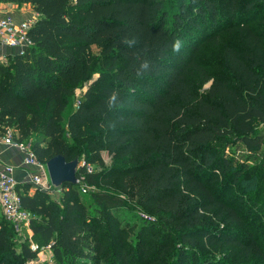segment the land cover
Returning <instances> with one entry per match:
<instances>
[{"label":"trees","instance_id":"16d2710c","mask_svg":"<svg viewBox=\"0 0 264 264\" xmlns=\"http://www.w3.org/2000/svg\"><path fill=\"white\" fill-rule=\"evenodd\" d=\"M5 1L38 18L31 46L0 64V128L43 164H87L59 200L17 185L38 250L17 251L5 218L0 264L44 246L54 264L264 263V0ZM127 207L147 211L137 230Z\"/></svg>","mask_w":264,"mask_h":264},{"label":"built area","instance_id":"2783aa9c","mask_svg":"<svg viewBox=\"0 0 264 264\" xmlns=\"http://www.w3.org/2000/svg\"><path fill=\"white\" fill-rule=\"evenodd\" d=\"M34 22L25 21L17 24L12 17L3 16V10L0 5V41L11 47H18L23 52L32 42L29 38V31ZM6 58H0V64L6 63ZM14 131L10 128L4 129V138L7 144L19 147L27 153L25 163L33 166L35 171L29 175L30 182L35 190L52 191L53 187L48 175L46 164L41 163L27 144L14 141ZM15 168L5 166L0 171V206L7 221L12 223L17 230L21 232L23 228H30L32 215L23 209L21 196L17 190V181L14 177ZM87 192L86 188L82 189ZM33 251L38 250V246H31ZM47 248L50 249V246Z\"/></svg>","mask_w":264,"mask_h":264},{"label":"rangeland","instance_id":"374dc122","mask_svg":"<svg viewBox=\"0 0 264 264\" xmlns=\"http://www.w3.org/2000/svg\"><path fill=\"white\" fill-rule=\"evenodd\" d=\"M166 2H167V7L169 8L170 11L176 9V5H174V6L172 5V4H174L173 0H166ZM94 52L98 53V50H96V48H95ZM217 52H218V49H215L213 46H211V47L208 46L207 48H205V50H203V52H202V54H200L199 58L203 61V63L205 65H207L212 60L215 61V58H217ZM98 77H99L98 74L92 75L90 80L85 82V84L82 87L76 89L75 95H74V99L71 102V106L69 107V109L67 111V114L65 115V125H68L67 121H68L71 113L74 110H76V108L79 105L80 101L82 100L85 92L88 90V88L91 86V84ZM210 84H211V82L206 84L205 88L209 87ZM103 156H104V159H105V162H106L107 166L113 165L112 158H111V156L108 155L107 152H104ZM121 161L122 160H117V162H121ZM86 164H87L86 160L84 158H82L81 162H80V168L84 167ZM87 188H89L88 189L89 192L90 191L93 192V191H97V190H103V191L107 190L106 187H103L101 185L97 186V187H87ZM35 191L36 190L34 189L33 192H35ZM61 192L62 191L59 189L58 191L51 192V195H52V197L55 200H59V198L61 196ZM85 195H86V197H89V195H87V194H85ZM122 196L125 198L124 194ZM145 212H147V211L145 209H143V208H140V207H137V208H135V207H127L126 209L121 211L120 217L123 219L122 221L124 222L125 225L130 224V223L131 224H136V230H137L138 229V227H137L138 225H137V221L136 220L138 219V217L143 218L144 216H146ZM257 213H258V210H257ZM260 217L261 216L259 215V217H257V218H260ZM3 220H5V216H4L3 212L2 213L0 212V221H3ZM252 228H253L255 233H260L261 228L258 227V224L254 225ZM23 242H27L28 244H31V246L32 245H37L35 240L33 239L32 235L30 236V234L28 233L27 227L23 228V230H21V232L17 233L16 236H14V238H13V243H15L14 246H15L17 251H19V247L16 246V244H20V243H23ZM215 256L218 257L217 259H219V260L224 259V260L229 261L231 259V257L227 258L228 255H225L223 252L222 253L218 252V253L215 254ZM35 261L38 262V263H43V264H54L53 261H52V252H51V250L49 248H47L46 246L41 247V249L37 252L36 260H34L30 264H35ZM257 264H264V263H260L259 262Z\"/></svg>","mask_w":264,"mask_h":264},{"label":"crops","instance_id":"0c3cea01","mask_svg":"<svg viewBox=\"0 0 264 264\" xmlns=\"http://www.w3.org/2000/svg\"><path fill=\"white\" fill-rule=\"evenodd\" d=\"M0 5L3 10V16L12 17L17 24L25 21L35 22L38 18L31 4L18 5L13 2L0 0ZM20 51V48L7 46L0 41V58L7 59L8 56L20 53ZM26 155L25 150L6 143L4 129L0 128V171L5 166H13L15 168L14 177L17 184H30V192L33 193L34 186L30 182L29 175L35 171V168L25 163ZM0 212L2 213L1 206ZM27 231L30 236L33 234L30 228H27Z\"/></svg>","mask_w":264,"mask_h":264},{"label":"water","instance_id":"95a60500","mask_svg":"<svg viewBox=\"0 0 264 264\" xmlns=\"http://www.w3.org/2000/svg\"><path fill=\"white\" fill-rule=\"evenodd\" d=\"M48 175L55 190H59L64 184H79L78 171L80 169V160L76 158L67 161L62 155H56L46 163Z\"/></svg>","mask_w":264,"mask_h":264},{"label":"clouds","instance_id":"9594fccd","mask_svg":"<svg viewBox=\"0 0 264 264\" xmlns=\"http://www.w3.org/2000/svg\"><path fill=\"white\" fill-rule=\"evenodd\" d=\"M181 46H182L181 41L177 40V41L174 42L173 50L175 52H179L180 49H181ZM144 66L147 67V65H144Z\"/></svg>","mask_w":264,"mask_h":264}]
</instances>
